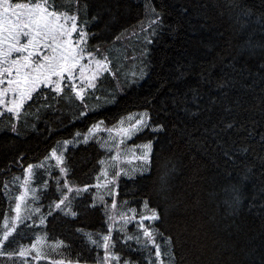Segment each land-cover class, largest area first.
<instances>
[{
	"label": "trees",
	"instance_id": "obj_1",
	"mask_svg": "<svg viewBox=\"0 0 264 264\" xmlns=\"http://www.w3.org/2000/svg\"><path fill=\"white\" fill-rule=\"evenodd\" d=\"M56 4L61 10L71 8L79 24H87L93 34L90 50L95 53L98 48L97 58H108L104 78L109 89L89 104L68 88L58 102L43 89L49 99L35 93L19 119L8 113L0 116V234L5 219L13 224L17 203L21 210L27 208L3 250L13 256H0V264H23L19 250L32 248L29 237L34 239L38 231L50 261L79 259L80 264H93L103 249L96 248L89 235L99 240L98 234H107L113 224L108 216L115 214L111 235L123 237L117 231L123 223L119 213L131 216L129 209L135 208L138 219L139 213L148 211L146 200L149 208L164 215L160 230L175 240V264H264V0H79L78 4L56 0ZM81 111L87 115L78 116ZM143 113H148L149 123L164 130L144 129L128 147L151 141L150 168L122 174L114 195L91 186L102 185L100 173L106 165L99 161H110L117 151L108 129L128 127ZM100 121L104 123L98 132L94 130L83 143V136ZM65 140L72 141L60 149L67 175L62 176L58 167L43 168L36 187H29L25 195L27 166L39 165ZM166 172L168 183L162 190L160 177ZM64 180L73 188L68 195L75 217L55 208ZM85 185H90L88 190L77 195L75 189ZM234 188L242 200L235 209L229 206ZM20 195H25L23 201L16 199ZM145 224L156 227L149 221ZM125 231L138 234L136 221ZM157 242L163 245L159 237ZM128 244L131 249L121 239L114 249L122 259L148 264L154 258L151 245L145 249L134 241ZM26 260L34 264V258Z\"/></svg>",
	"mask_w": 264,
	"mask_h": 264
},
{
	"label": "snow or ice",
	"instance_id": "obj_2",
	"mask_svg": "<svg viewBox=\"0 0 264 264\" xmlns=\"http://www.w3.org/2000/svg\"><path fill=\"white\" fill-rule=\"evenodd\" d=\"M76 3L78 4L79 0H76ZM78 11L79 9H77ZM78 22L79 16L73 14L71 8L61 10L56 4V0H0V109L3 110L0 111V116H3L4 112H6L19 119L25 104L34 99L35 93L42 95L45 100L49 99V96L42 91L43 89L53 93L54 95L51 96V99L58 102L59 99L65 98V88H68L76 99L82 103L84 102L86 90L96 87L95 81L99 78L100 73L109 70V62L107 57L97 58L98 48L95 53L89 50V33L84 28L79 27ZM151 23L156 24L157 21L152 20ZM67 98L71 99L70 96ZM85 115H87L85 111L78 113V116ZM128 119L130 121L133 120L131 116ZM149 120L148 113H143L134 122L130 123L128 127L121 126L116 130V135L120 137L119 143L116 145V155L112 156L110 161H99L100 164L106 165L105 169L100 173L105 178L104 183L102 185L97 183L91 186L98 189L103 187L107 189L109 195L116 194L114 190L117 187L119 177L122 174L128 175L124 173L123 169L119 168L121 158L120 144H124L126 139L131 140L134 135L144 129H151L152 132L164 130L163 126L154 127L149 123ZM103 123V121H100L93 124L88 130V135L83 136L82 142L88 143L89 135H92L94 130H98ZM123 123V121H120L121 125ZM228 127H232V125L229 124ZM12 131H16L14 124L12 125ZM108 131L111 133L112 129H108ZM76 136H81V133H76ZM110 139L113 138L110 136ZM69 143H72V141L65 140L62 145L58 142L57 146L51 149L49 155L39 165L29 164L26 168V173L30 176L34 167L43 168L48 160H53L61 175L66 176L68 167L65 163L63 151L60 149L61 147L66 149ZM103 143L111 151L109 142L104 141ZM140 147H142L143 152L141 155L135 156V159L142 161L147 166L141 170V173H143V171L150 168L153 162L151 159L153 143L149 141ZM109 167L116 169L112 172L110 179L107 171ZM133 171L136 170L133 169ZM167 176L168 173L166 172L160 177L162 190L168 183ZM131 178L129 176V179ZM24 183L26 186L28 180L26 179ZM56 183L61 185V180L58 179ZM89 186L85 185L82 189L77 188L75 192L79 195L81 191H87ZM45 187H47V184H45ZM5 188H7V184H5ZM63 189H67V193ZM72 192L73 188L67 180H64L62 189H60V198L55 202V208L63 212L64 215L75 217L77 213L72 210L71 200L68 195ZM25 195L18 196L16 199L23 201ZM99 199L103 201V195ZM225 203H229V201L226 200ZM241 203L240 192L234 188L229 206L235 209ZM62 205L63 207H61ZM91 206L95 207L94 204ZM111 207L113 210L117 208L115 200L111 202ZM144 207L148 211L139 213L138 219L135 208L129 209L132 213L131 216L127 215V213H119L120 220L123 223L120 224L117 231L124 233L123 237L118 236L114 239L111 235L113 224L116 222L115 214L108 216V220L112 221L113 224H109L107 234H98L100 235L99 240L92 239L89 235L91 243L96 248L103 249L102 257H98L93 264H112L113 261L116 264H133L128 259H122L120 252L114 251L121 239L129 249H131V245L128 244V241H134L145 249L151 245L154 253L150 252V256L154 255V258L150 259L148 264H175V240L172 236L165 235L160 230V224L164 219L163 213L156 208H149L147 200L144 201ZM14 210L16 212L15 220L9 226L7 219H5V231L2 238H0V256H7L9 259L12 258L13 253L3 251L5 242L16 231V223L24 219L21 216L20 203L15 205ZM133 220L136 221L138 234L129 235L125 229ZM145 221L154 223L156 227L153 228L146 225ZM43 223L44 220L41 219V224ZM77 231H80V229H77ZM158 237L163 240V245L157 242ZM31 250L36 251L37 259L43 256V253L37 249L36 244L32 245V249L21 248L18 255L23 259V264H27L26 257ZM50 264H80V262L79 259L75 261L60 259L50 261Z\"/></svg>",
	"mask_w": 264,
	"mask_h": 264
},
{
	"label": "rangeland",
	"instance_id": "obj_3",
	"mask_svg": "<svg viewBox=\"0 0 264 264\" xmlns=\"http://www.w3.org/2000/svg\"><path fill=\"white\" fill-rule=\"evenodd\" d=\"M79 27L84 28L89 33V37H88V47L89 46L92 47L93 45L90 42V38L93 37V34L90 32V29L88 28L87 24H85V22H82V24H79ZM90 47H89V50H90ZM107 56H109L108 53H107ZM107 72L108 71H104V72H101L100 73L99 78L95 81L96 87L94 89H87L86 90V92H85V100H84L86 104H89L92 101L101 99L102 95H106V93L108 91L107 89H109V83H108V79L107 78H104V76L106 75ZM99 80H101V81L99 82ZM77 83H79V81H77ZM29 102H27V103H29ZM0 111H3V110L0 109ZM4 114H7V113L4 112ZM116 130L117 129L112 130V132H111L112 135L115 136V138L111 139V141L115 145H117L119 143V140H120V137L116 135ZM96 132H98V131L96 130ZM128 144H129V140L126 139L125 142H124V144H120V146H119V150L121 152V158H120L119 168L123 169L124 170V173H127V174L131 173V174H133L136 171H141L142 169H145L146 166L144 165V163L142 161H139V160L135 159V156L142 154V152H143L142 147H139V148L128 147ZM115 155H116V153L113 154V156H115ZM55 167H57L55 165V161L48 160L45 163V165H44L43 168H48L49 171H50V170L54 169ZM43 168L34 167L33 168V173L30 176L28 174H26V179L28 180V184L26 186H25V183L23 184V190L26 191L29 187H36L34 185V183H35V181L37 179V176H38L39 171L42 170ZM133 169H135L136 171H133ZM115 170L116 169L111 168V167L107 168V171L109 173V179L111 178L112 172L115 171ZM25 180H24V182H25ZM104 180H105V178L102 176V184L104 183ZM26 209H27L26 206H24L23 209L21 210V216L26 211ZM7 221H8V219H7ZM27 225L29 227V226L32 225V223L27 224ZM40 225H42L41 224V221H40ZM9 226H10V224H9ZM4 231H5V227H4V224H3L2 231H1V234H0L1 235L0 238H2ZM39 234H40V231L36 232L34 234V236H33L34 239H32V240L29 237V245H31V243L34 242L33 244H36L37 249L41 253H43V256L41 258L37 259L36 257H34V254H36V251L35 250L29 251V253H28L27 256L29 258H34V264H38V263H42V262H50V260L48 259V257L45 256V252L46 251H45V248H44V240H42L41 238H39V236H38ZM12 235L9 237V239H11V238L14 237ZM37 241H39V243H37ZM6 242H5V247H4L3 250L6 249ZM24 249H32V248H24Z\"/></svg>",
	"mask_w": 264,
	"mask_h": 264
},
{
	"label": "bare ground",
	"instance_id": "obj_4",
	"mask_svg": "<svg viewBox=\"0 0 264 264\" xmlns=\"http://www.w3.org/2000/svg\"><path fill=\"white\" fill-rule=\"evenodd\" d=\"M61 3V2H60ZM59 6V5H58ZM154 11V10H153ZM136 33V32H135ZM125 35H127V34H125ZM135 35V34H134ZM128 36H130V35H128ZM123 39V38H122ZM138 39V38H137ZM108 85V84H107ZM106 86V85H105ZM105 88V87H104ZM108 90V89H107ZM103 93V92H102ZM101 93V94H102ZM89 94V93H88ZM13 190V189H12ZM64 216V215H63ZM66 220V219H65ZM43 231V230H42ZM44 232V231H43ZM48 232V231H47ZM45 235V234H44ZM93 235V234H92ZM85 244V243H84ZM10 247V246H9ZM49 249V248H48ZM51 257V256H50ZM18 258V257H17Z\"/></svg>",
	"mask_w": 264,
	"mask_h": 264
}]
</instances>
